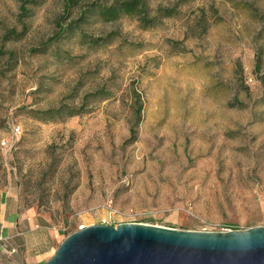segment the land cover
Wrapping results in <instances>:
<instances>
[{"label":"rangeland","instance_id":"374dc122","mask_svg":"<svg viewBox=\"0 0 264 264\" xmlns=\"http://www.w3.org/2000/svg\"><path fill=\"white\" fill-rule=\"evenodd\" d=\"M121 1L0 0V201L49 216L40 264L91 226L264 227V0L94 12Z\"/></svg>","mask_w":264,"mask_h":264},{"label":"water","instance_id":"95a60500","mask_svg":"<svg viewBox=\"0 0 264 264\" xmlns=\"http://www.w3.org/2000/svg\"><path fill=\"white\" fill-rule=\"evenodd\" d=\"M44 264H264V227L191 232L144 224L78 230Z\"/></svg>","mask_w":264,"mask_h":264},{"label":"crops","instance_id":"0c3cea01","mask_svg":"<svg viewBox=\"0 0 264 264\" xmlns=\"http://www.w3.org/2000/svg\"><path fill=\"white\" fill-rule=\"evenodd\" d=\"M57 236L48 215L21 208L11 195L0 201V264H40Z\"/></svg>","mask_w":264,"mask_h":264},{"label":"trees","instance_id":"16d2710c","mask_svg":"<svg viewBox=\"0 0 264 264\" xmlns=\"http://www.w3.org/2000/svg\"><path fill=\"white\" fill-rule=\"evenodd\" d=\"M20 10L24 14V16L27 15L28 11L24 9V7H21ZM94 12H97L101 17H103L104 22H108V23L114 22L121 16H127L130 18H134L140 23V25L143 28H147L150 26L153 27L155 23L158 22V18H170L174 16L175 14H177L175 9H158L155 11V15L153 19L148 21L147 18H148L149 12H148L147 4L144 0H130V1L115 2L110 7L96 6L94 7ZM85 14L86 13H83L82 15H85ZM23 27L25 29V25H23ZM70 30H71V24H69L67 28H63L60 31V33L56 36V38H58V36L60 35L70 32ZM8 34L11 35L12 32H9ZM53 41L54 40L51 39L49 43ZM101 41L103 40H90L89 42L93 44H98ZM46 47L47 45L42 47V52H45V50H47ZM60 112H62L61 109L57 111H53L52 113H48V114H59ZM67 112H68L69 117L75 116L77 114L76 111L67 110ZM136 124H138V121L135 123V125ZM131 132H133V130Z\"/></svg>","mask_w":264,"mask_h":264},{"label":"built area","instance_id":"2783aa9c","mask_svg":"<svg viewBox=\"0 0 264 264\" xmlns=\"http://www.w3.org/2000/svg\"><path fill=\"white\" fill-rule=\"evenodd\" d=\"M18 133L20 132L19 130L17 131ZM82 229V228H81Z\"/></svg>","mask_w":264,"mask_h":264}]
</instances>
